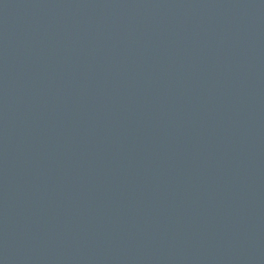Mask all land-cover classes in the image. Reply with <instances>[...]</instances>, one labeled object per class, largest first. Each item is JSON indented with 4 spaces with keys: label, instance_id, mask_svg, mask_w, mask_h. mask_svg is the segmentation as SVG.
Masks as SVG:
<instances>
[{
    "label": "water",
    "instance_id": "obj_1",
    "mask_svg": "<svg viewBox=\"0 0 264 264\" xmlns=\"http://www.w3.org/2000/svg\"><path fill=\"white\" fill-rule=\"evenodd\" d=\"M0 264H264V0H0Z\"/></svg>",
    "mask_w": 264,
    "mask_h": 264
}]
</instances>
